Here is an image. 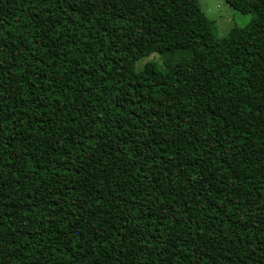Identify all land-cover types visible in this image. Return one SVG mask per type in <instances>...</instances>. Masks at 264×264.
<instances>
[{
    "label": "trees",
    "instance_id": "16d2710c",
    "mask_svg": "<svg viewBox=\"0 0 264 264\" xmlns=\"http://www.w3.org/2000/svg\"><path fill=\"white\" fill-rule=\"evenodd\" d=\"M225 1L0 0V264H264V0Z\"/></svg>",
    "mask_w": 264,
    "mask_h": 264
},
{
    "label": "rangeland",
    "instance_id": "374dc122",
    "mask_svg": "<svg viewBox=\"0 0 264 264\" xmlns=\"http://www.w3.org/2000/svg\"><path fill=\"white\" fill-rule=\"evenodd\" d=\"M204 14L214 23L216 34L225 38L235 27H244L251 23L252 14H243L232 8L225 0H199ZM182 57L180 53L165 54L157 52L137 63V71H141L148 62H156L161 69H165L172 61Z\"/></svg>",
    "mask_w": 264,
    "mask_h": 264
}]
</instances>
